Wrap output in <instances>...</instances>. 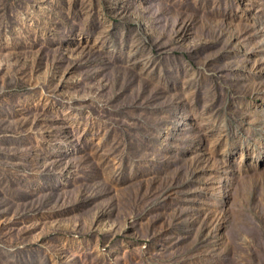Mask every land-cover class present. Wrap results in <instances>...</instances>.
<instances>
[{
	"label": "rangeland",
	"instance_id": "obj_1",
	"mask_svg": "<svg viewBox=\"0 0 264 264\" xmlns=\"http://www.w3.org/2000/svg\"><path fill=\"white\" fill-rule=\"evenodd\" d=\"M0 264H264V0H0Z\"/></svg>",
	"mask_w": 264,
	"mask_h": 264
}]
</instances>
